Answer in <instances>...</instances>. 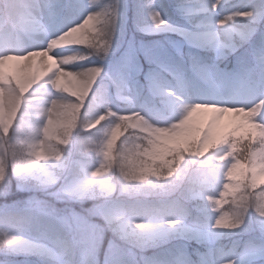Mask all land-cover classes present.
<instances>
[{
	"label": "clouds",
	"instance_id": "1",
	"mask_svg": "<svg viewBox=\"0 0 264 264\" xmlns=\"http://www.w3.org/2000/svg\"><path fill=\"white\" fill-rule=\"evenodd\" d=\"M137 6L0 0V264H264V0Z\"/></svg>",
	"mask_w": 264,
	"mask_h": 264
},
{
	"label": "rangeland",
	"instance_id": "2",
	"mask_svg": "<svg viewBox=\"0 0 264 264\" xmlns=\"http://www.w3.org/2000/svg\"><path fill=\"white\" fill-rule=\"evenodd\" d=\"M124 11V29L128 36L134 35L131 31L132 27L140 21V10L137 6V0H125ZM138 35V34H137ZM154 39H159L156 37ZM5 71H12V62L5 65ZM173 254L164 252L162 256H155V264H168L169 260L172 259ZM116 264H119V253L113 254ZM176 264H183V260L180 257H176Z\"/></svg>",
	"mask_w": 264,
	"mask_h": 264
},
{
	"label": "trees",
	"instance_id": "3",
	"mask_svg": "<svg viewBox=\"0 0 264 264\" xmlns=\"http://www.w3.org/2000/svg\"><path fill=\"white\" fill-rule=\"evenodd\" d=\"M164 252H165L164 250H160V251L157 253L156 256H162ZM166 252H167V251H166Z\"/></svg>",
	"mask_w": 264,
	"mask_h": 264
}]
</instances>
